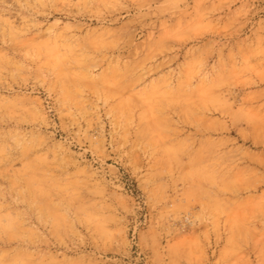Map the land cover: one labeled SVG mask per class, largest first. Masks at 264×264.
Here are the masks:
<instances>
[{"label": "clouds", "instance_id": "9594fccd", "mask_svg": "<svg viewBox=\"0 0 264 264\" xmlns=\"http://www.w3.org/2000/svg\"><path fill=\"white\" fill-rule=\"evenodd\" d=\"M0 264H264V0H0Z\"/></svg>", "mask_w": 264, "mask_h": 264}]
</instances>
